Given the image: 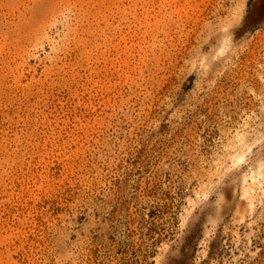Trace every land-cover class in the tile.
Segmentation results:
<instances>
[{
  "label": "rangeland",
  "instance_id": "374dc122",
  "mask_svg": "<svg viewBox=\"0 0 264 264\" xmlns=\"http://www.w3.org/2000/svg\"><path fill=\"white\" fill-rule=\"evenodd\" d=\"M0 264H264V0H0Z\"/></svg>",
  "mask_w": 264,
  "mask_h": 264
}]
</instances>
